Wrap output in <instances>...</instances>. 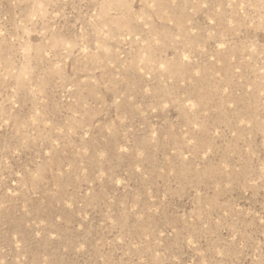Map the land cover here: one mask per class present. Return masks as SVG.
<instances>
[{
  "label": "rangeland",
  "instance_id": "obj_1",
  "mask_svg": "<svg viewBox=\"0 0 264 264\" xmlns=\"http://www.w3.org/2000/svg\"><path fill=\"white\" fill-rule=\"evenodd\" d=\"M0 264H264V0H0Z\"/></svg>",
  "mask_w": 264,
  "mask_h": 264
}]
</instances>
